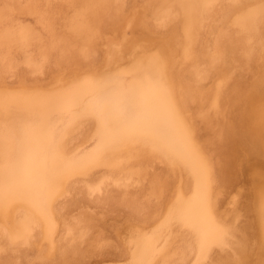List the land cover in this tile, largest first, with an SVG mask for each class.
Returning a JSON list of instances; mask_svg holds the SVG:
<instances>
[{"label":"bare ground","instance_id":"bare-ground-1","mask_svg":"<svg viewBox=\"0 0 264 264\" xmlns=\"http://www.w3.org/2000/svg\"><path fill=\"white\" fill-rule=\"evenodd\" d=\"M117 1L87 0L67 26L85 33L93 28L87 13ZM152 1V17L175 21L176 32L148 46L130 44L127 62L119 49L121 54L107 56L106 71L73 70L49 87L0 83V229L11 245L36 243L51 256L62 226L72 238L75 228L52 204L69 192L70 179L87 175L90 189L107 182L140 185V179H149L151 191L145 188L153 195L145 197L156 198V204L147 201L150 211L155 208L150 215L147 209L149 216H141L128 231L126 227L127 234L119 233L125 237L127 256L121 264H155L170 257H188L199 264L211 257L215 246L234 243V237L236 254L225 255L221 264H237L251 251L241 207L253 215L254 201L260 225L255 248L264 247V0ZM220 2L227 5L224 30L202 49L200 58V31ZM7 7L0 8L7 11L0 10L1 63L15 64L12 52L23 53L22 62L41 72L46 50H35L39 38L34 26L24 23L26 18L13 17L20 8ZM19 7V14L31 10ZM31 8L33 15L37 8ZM196 57L195 76L200 77L198 68L210 72L208 91L198 85L190 92L184 89L187 83L178 64ZM191 102L215 139L222 141L225 186L218 181L208 144L197 133ZM87 122L93 125L89 135L71 143L74 130L86 128ZM81 131L80 136L86 129ZM156 160L171 174L166 170L163 178L160 173L154 177L148 166ZM252 162L261 168L255 198L256 184L248 197L238 181V173L244 174ZM94 170L99 172L93 175ZM249 225L254 229L253 219Z\"/></svg>","mask_w":264,"mask_h":264},{"label":"rangeland","instance_id":"rangeland-1","mask_svg":"<svg viewBox=\"0 0 264 264\" xmlns=\"http://www.w3.org/2000/svg\"><path fill=\"white\" fill-rule=\"evenodd\" d=\"M152 2V0H118L110 7L91 10L87 13V17L93 28L85 33H76L69 29L67 21L80 14V11L88 5L87 0H0V8L13 5L21 10L19 6L22 5L23 8L24 6L30 7L31 13H33L31 7H34V9L37 8V11L33 10L35 12L33 14L34 16L30 12V14L26 13V10H29V8H26L25 11L23 10L25 13L21 11L22 13L20 14V10L18 9V13L13 17L26 18V20L23 19L24 23L33 25L39 38L38 43L35 44V50H38V48H44L46 50V57L43 61L41 72H33L31 68L27 67L24 62H22L24 57L23 53L16 54L12 52L14 58H10V60L14 59L13 61L15 64L12 60L11 62L6 61L8 63H1L0 61V83L4 82L7 85H11L10 87L12 88H14V86L15 88H23L32 85L49 87L56 82L58 77L73 70H91L94 68V70L106 71V69H108L106 65L107 56L110 54L116 55V52L121 54L119 49L124 54V59L122 61L127 62L131 54H125V51H127L130 44L132 47L148 46L149 44H153L152 42L161 39L166 40V38H169L176 32L177 24L175 21L160 22L152 17ZM220 3L214 7L209 18L206 20L205 26L200 31L199 50L207 48L212 38L219 35V33L224 30L225 24L223 23V16L225 17L227 5L226 3L223 4L224 2ZM13 8L16 10L15 7ZM0 10L4 12L3 10L6 9ZM6 12L7 11H5L4 14H7ZM14 12H11V14H14ZM35 17L36 21L34 20ZM38 18L44 21H39L38 23V20H41ZM143 30L149 34L143 33ZM53 44H55L54 47ZM204 54L203 51V55H201L200 58H203ZM197 59L198 57L195 59L190 58L178 64L183 74L182 77L187 83L184 89L188 92L191 91V88H195L196 85L201 86L205 91H208L211 86L209 78L210 72L205 67H202V64L199 65V67L202 68H198L200 77L195 76L198 67ZM11 63L12 66L10 65ZM7 64L11 67L8 68ZM4 65H6L8 69L5 68L6 66ZM170 71L172 72L171 67ZM196 105L195 102L190 103L192 111L197 113V133L201 140L208 144V149L210 148L209 152L216 163L215 170L217 171L218 181L222 186H225L221 178L222 163L224 160L222 141L215 139L210 126L198 114L195 108ZM86 125V128L84 125L79 126L80 128L82 127L84 131L86 129L83 134L84 137L83 135L80 136L82 134V128L80 130L79 127H77L78 130L77 128L74 130L75 132L77 131L76 134L72 132L75 136L71 134V143L79 139L81 141L89 135L93 125L92 123L89 125V122H87ZM212 141H214V144H212ZM164 165L165 164L156 160L151 161L148 167L149 170H154L152 174L154 177L156 173H160L159 175L161 176L159 177L163 178V171L165 172L168 170L167 167V169L164 168L166 166ZM260 169L259 164L252 162L249 166L244 168V174L238 173V181L243 189L248 190V197L249 194L252 195L251 190H253L256 184V189L254 190L255 198L257 185L260 182V178L256 181L255 178L258 176V171ZM97 172H99V170H94L91 174L93 173V175H96ZM167 173H170V171L168 170V172H165V174ZM170 174L167 176L171 179ZM88 177L89 176L86 175L70 179L67 185V190L69 189V192H64L61 195L62 197H58L52 204V207H55L62 218L65 219L63 220L66 221L67 224H70L71 227L75 228L76 233L74 234L77 237L74 235L72 240L70 234L68 232V235L66 234L68 230L65 231V228L61 225L62 227L60 230L62 232L59 230L61 235L57 232V250H54L55 253L51 252V257L48 251V253L44 251L47 256L44 255L45 253L38 248V244L36 243L37 246H35V244L33 246V243H31V245L30 243L11 245L7 239L3 238L4 234H2V230L0 229V264H121L127 262L124 244L125 237L123 236L125 233L127 234L125 231L126 227L128 231L130 225L140 223L141 216L146 217L153 212L155 206L153 205L154 208L151 206V203H153L151 199L154 200L153 204H156V198L154 197L155 199H153L152 197L153 194L150 192L151 185L148 184L149 179L147 178L151 177L152 179L154 177L151 175L147 177L146 181L148 183L145 182V178H142L143 183L141 179L139 180L140 185L136 184L138 181L134 182L137 186H134L133 182L131 184L129 183L130 186L127 183L123 185H128L127 187H123L121 184L120 187L107 182L101 189L87 188L86 182L91 178L89 177L88 179ZM164 177H166V175ZM146 186L148 188L150 187L149 192H146L148 191L147 188H145ZM226 189H229V187H225V190ZM145 193H147V195L148 193L152 194L150 196L151 199L149 198L150 201L146 199L147 196L145 197ZM147 201L151 202L149 204H151L150 207H152L153 210L150 211L151 208L149 209ZM254 204L255 201L252 203L253 215L244 207V204L242 206L243 208L241 207V222L245 224L244 229L248 241L247 246L251 251L246 256H243L237 264H264V247H260L261 244H258V247L255 248L254 234L255 232L259 233L260 225L254 210ZM147 209H149V215L146 213L148 212ZM252 219L254 229L249 225ZM38 233L39 232H36L37 237H39ZM119 233L124 235H119ZM68 239L72 240V242L70 241L71 243H69ZM232 239L234 243L231 242V246L227 245L224 248L215 246L212 250L211 257L199 264H221L225 255L234 257L236 254V237ZM48 255L50 257H48ZM182 258L183 257H173L172 259L170 257L171 260L167 258L169 261L165 260L164 262L163 260L162 262V260H159L158 263L156 262L155 264H192L191 258Z\"/></svg>","mask_w":264,"mask_h":264}]
</instances>
